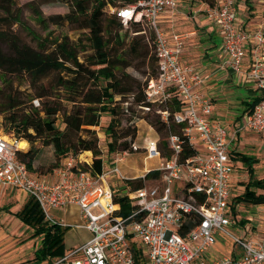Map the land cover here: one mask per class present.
Masks as SVG:
<instances>
[{
  "label": "built area",
  "instance_id": "2783aa9c",
  "mask_svg": "<svg viewBox=\"0 0 264 264\" xmlns=\"http://www.w3.org/2000/svg\"><path fill=\"white\" fill-rule=\"evenodd\" d=\"M239 2L214 0L213 5L207 4L206 14L223 34L226 64L234 71H242L248 48L253 47L255 55L246 74L262 93L235 134H264V30L240 25ZM177 8L178 0H142L137 5L112 10L125 24L144 22L151 28L159 74L149 81L147 99L159 105L175 98L181 103L173 120L183 126L188 143L198 151L180 161L183 140L176 134L167 139L170 157L162 155L158 138L148 140L143 148L135 143L134 151L143 149L145 158L159 160L155 170L160 177L153 179V186L132 189L128 185L127 180L136 178L127 177L118 166L128 152L116 153L111 169L104 161L101 175L92 173L93 157H86L85 153L68 156L53 172L37 175L18 156L29 146L21 149V139L0 134V187L15 188L34 198L52 224L66 226L50 213L51 209L78 207L86 221L79 227L92 234L87 243L43 264H264V232L242 237L231 228L234 164L230 135L209 118L213 106L196 88L200 78L181 62L185 36L168 37L159 26L163 15ZM34 104L39 106V101ZM159 113L169 124V112ZM115 176L126 182L122 194L116 192V182L111 183ZM121 199L131 206L128 216L121 213ZM190 222L194 224L191 226ZM220 237L238 246L240 255L209 259V251Z\"/></svg>",
  "mask_w": 264,
  "mask_h": 264
},
{
  "label": "trees",
  "instance_id": "16d2710c",
  "mask_svg": "<svg viewBox=\"0 0 264 264\" xmlns=\"http://www.w3.org/2000/svg\"><path fill=\"white\" fill-rule=\"evenodd\" d=\"M140 1L32 0L29 8L42 25L64 27L86 22L89 26V30L75 40L69 36L54 38L51 34L39 38L26 28L37 43L34 47L15 30L17 25H23L18 0H0V116L7 132L31 144L18 154L30 171L33 172L39 154L34 144L41 142L43 146H52L56 157L48 174L59 168L68 156L90 152L93 157L91 171L94 175H101L105 159L96 128L105 115L110 117L105 130L110 139L108 152H135L133 145L138 129L134 123L139 118L146 120L161 135L159 149L164 157H170L171 152L163 138L168 139L171 134L183 140L180 161L197 154L196 148L184 136L183 126L173 120L174 114L181 110V103L175 98L160 105L159 111L169 112V124L160 114H150L147 111L153 104L146 94L150 80L143 83L127 71L130 67L137 69L135 62L142 59L153 69L151 79L159 74L156 53L151 54L145 36L124 33L121 18L110 13L111 9L137 5ZM202 1L214 4V0ZM58 2L69 5L70 11L45 18L41 7ZM133 25L139 27L137 32L143 31L141 22ZM24 78L28 89L22 87ZM35 100L39 101V106L34 104ZM123 122L128 125L122 126ZM243 160L250 166L254 163L248 157ZM159 177V171L151 170L145 178L127 180V183L132 189H138L146 180ZM240 200L264 205V178L251 177ZM130 210L129 202L122 201L121 213L128 216ZM13 215L33 229V237L40 239L33 264L64 256L63 227L48 222L34 198H29L22 210ZM192 224L194 222H190ZM188 230L189 227L183 233ZM136 254L139 255L140 251L136 250Z\"/></svg>",
  "mask_w": 264,
  "mask_h": 264
},
{
  "label": "crops",
  "instance_id": "0c3cea01",
  "mask_svg": "<svg viewBox=\"0 0 264 264\" xmlns=\"http://www.w3.org/2000/svg\"><path fill=\"white\" fill-rule=\"evenodd\" d=\"M206 9L207 3L202 0H178V8L163 15L159 26L168 37H172L173 34L185 36V47L181 62L184 66L191 67L192 73L199 76L200 81L196 88L210 100L213 106V112L209 115V118L225 127L230 135L231 158L234 164L230 200L231 228L242 237L256 235L264 232V205L246 203L240 200V197L245 193L251 177L264 178V134L254 132L235 134L236 128L243 123L246 115L252 111L253 105L256 104L258 99L260 100L262 93L257 83L249 80L246 74L252 66L255 53L251 45L248 48L245 65L241 72H236L230 68L226 64L227 54L223 49V34L208 18ZM238 9L239 23L242 27L264 30V0H240ZM261 51L264 53V46ZM84 156L90 158L92 154L86 152ZM243 157L253 160L252 166L248 165ZM114 182L116 181L111 183ZM0 188L2 191L6 189L5 193L1 192L7 196V199L16 197L18 202L13 208L0 211V264H17L23 261L24 257L15 249L17 242L20 241L19 237L33 232V229L13 214L22 210L29 197L15 188ZM247 205L251 210L257 209L254 213L257 217L253 218L251 213L248 222L243 225V210H247L248 213L251 212L250 209L248 210L249 207H246ZM59 211H62L65 216L63 221L66 226L62 227L64 229L66 254L90 241L92 235L88 230L91 236L85 242L68 247L65 241L66 232L71 227L84 228L79 227V225H83L81 223L83 218L80 209L76 206H70L66 210ZM67 217H73L74 221L67 222ZM12 224H15V227L10 229ZM38 239L34 237L32 240L35 246L34 253L40 246V239L39 241ZM14 249L15 252L12 251ZM224 255L238 257L240 248L227 239L220 237L217 245L209 251L208 258L218 259Z\"/></svg>",
  "mask_w": 264,
  "mask_h": 264
},
{
  "label": "rangeland",
  "instance_id": "374dc122",
  "mask_svg": "<svg viewBox=\"0 0 264 264\" xmlns=\"http://www.w3.org/2000/svg\"><path fill=\"white\" fill-rule=\"evenodd\" d=\"M32 0H18L19 6L22 8V22L23 25H17L15 27V30L22 39L27 42L28 44L36 47L37 43L34 41L33 37L31 34L28 33L27 30H31L34 35H36L39 38H45L49 34H51L52 37H63V36H69L71 39L75 40L77 39L80 34L83 32H87L89 30V26L86 22H82L79 24H72V25H66L64 27H59L53 24H46L42 25L40 24L32 10L29 8V3ZM41 10L45 16V18L56 15V14H66L70 11L69 5L65 3H51V4H46L41 7ZM110 10V9H109ZM112 10H110V13H112ZM135 21H130L128 24H123V32L125 33L128 31L131 36L132 35H137V34H143L145 36L146 41L149 43V47L151 49V54L155 52V47H154V40H152V30L151 28L148 27V25L144 22L141 23V28L143 29L142 32H137L139 27H136L133 25ZM27 28V30H26ZM154 39V36H153ZM154 48V49H152ZM137 65V69L135 68H128L127 71L131 74H133L136 78H138L139 81L141 82H146L147 80H151L150 74L153 73V69L148 66V63L146 61H143L140 59L139 61L135 62ZM155 72L157 73L158 70L155 68ZM22 82V87L24 89H28V82L26 81V78L21 81ZM153 107L149 112L150 114H160L159 110L162 108L158 103H152ZM145 115V114H143ZM161 115V114H160ZM110 122V117L105 115L100 122V126L96 128L99 138H100V144L103 149V154H104V159L107 162L108 169L112 168V161L116 157V153L114 152H108V142L110 141L109 137L106 135L105 130L107 125ZM128 123L123 122L122 126H127ZM133 126V125H132ZM134 126L137 127L138 133H137V138L134 143H136L139 147L143 148L145 147L146 143L148 140L158 138L160 141L161 135L157 133L155 128H153L146 120L144 119H139L136 118ZM0 134L5 135L8 137H14V134L7 132L5 130V127L3 125V117L0 116ZM164 142L167 143V138H163ZM30 143H28L29 146ZM168 144V143H167ZM31 146V144H30ZM35 148L39 149V154L37 156V160L33 164V172L40 173L41 175L43 174H48L50 166H52L53 163L56 161L55 153H54V148L52 146H43L41 142H36L34 144ZM92 154V153H91ZM145 151L141 149L140 151H135L134 153H129L124 157V161L120 162L118 166L122 170V173L126 175L129 178H134V177H142L143 174H145V170H155L159 166V160L158 159H147L145 158ZM35 173V174H36ZM116 181V192L118 194L123 193V189H125L126 182L121 181V179L118 176H115L113 178ZM244 182V181H243ZM155 184V180H146L145 185L148 186H153ZM245 184V183H244ZM0 188V211H6L9 208H13L16 206L18 203L16 200V197L13 199H7V196H5L6 189H3L2 193ZM121 201L125 202V199H121ZM247 208L249 207L248 205L246 206ZM250 209V210H249ZM14 211L16 209H13ZM250 213L247 212V210H243V225H245L248 222V217L250 214H253V218H256L257 216L254 214L256 213L257 209H252L249 207L248 208ZM246 211V212H245ZM50 213L54 216L57 217L60 220L65 219L64 214L62 211H59L57 209H51ZM67 222H73L74 219L73 217H67L66 218ZM250 221V220H249ZM81 223L85 224L86 221L81 220ZM242 226V225H241ZM15 227V224L11 225L10 229H13ZM28 232V231H27ZM28 235H30L28 237ZM33 232L26 233L25 236L19 237L20 241L17 242L16 246V251L20 252L23 257V261L18 262L17 264H33V253H34V244H33ZM92 235V234H91ZM90 232L85 228L82 229H76L71 227L68 229V231L65 234V241L68 247H71L76 244H80L86 241L87 238L90 236ZM31 241V242H30ZM39 241V239H38ZM15 249L12 250L15 252Z\"/></svg>",
  "mask_w": 264,
  "mask_h": 264
},
{
  "label": "bare ground",
  "instance_id": "6f19581e",
  "mask_svg": "<svg viewBox=\"0 0 264 264\" xmlns=\"http://www.w3.org/2000/svg\"><path fill=\"white\" fill-rule=\"evenodd\" d=\"M19 145L21 149H25L28 147V142L26 140H22Z\"/></svg>",
  "mask_w": 264,
  "mask_h": 264
}]
</instances>
